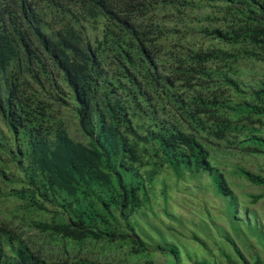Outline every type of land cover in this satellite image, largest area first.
<instances>
[{"label":"trees","instance_id":"trees-1","mask_svg":"<svg viewBox=\"0 0 264 264\" xmlns=\"http://www.w3.org/2000/svg\"><path fill=\"white\" fill-rule=\"evenodd\" d=\"M252 62L264 0H0V264H250L228 235L232 254L199 260L141 216L162 173L206 177L235 234L264 244L214 149L264 157Z\"/></svg>","mask_w":264,"mask_h":264},{"label":"rangeland","instance_id":"rangeland-1","mask_svg":"<svg viewBox=\"0 0 264 264\" xmlns=\"http://www.w3.org/2000/svg\"><path fill=\"white\" fill-rule=\"evenodd\" d=\"M244 75L247 79L264 80V65L252 62L244 67ZM214 149L219 151L218 168L223 171L228 187L241 203V217L246 211L250 213L252 217L250 221L264 233V187L250 184L237 172L241 167L264 175V157L259 154H240L236 151L225 152L220 145L214 146ZM252 195H263V198L252 203ZM222 209V201L206 177L188 182L176 180L171 173L164 172L154 183L150 206L145 210V215L141 216L142 226L147 229L144 224L146 222L153 229L179 240L186 248V252L199 260L223 261L218 247H223L232 254L223 238L228 235L236 246L240 247L250 264H254L256 259L264 264V244L251 232L242 233L243 239L237 236L223 215ZM199 223H204L203 229L198 226ZM221 230L223 232H220ZM193 235L202 239L209 250L204 251L199 246L197 248V244L191 239ZM233 258L234 261H238L235 255ZM148 260L152 264H172L171 258L161 251H156ZM180 260L181 264H191L184 255Z\"/></svg>","mask_w":264,"mask_h":264}]
</instances>
